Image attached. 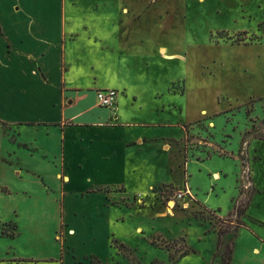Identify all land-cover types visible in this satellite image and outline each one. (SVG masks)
Here are the masks:
<instances>
[{"label":"rangeland","instance_id":"1","mask_svg":"<svg viewBox=\"0 0 264 264\" xmlns=\"http://www.w3.org/2000/svg\"><path fill=\"white\" fill-rule=\"evenodd\" d=\"M7 3L0 0V10L8 11ZM32 5L26 1L22 9L32 11ZM70 7L99 20L121 18L135 56L124 62L122 70L133 76L124 81L141 97L143 120L168 122L149 130L170 137L165 149L156 142L140 153V170L107 178L119 184L109 187L111 201L124 204L112 209L111 222L97 218V244L75 242L72 264H91L83 259L90 254L103 259L92 256L94 264H218V231L229 218L246 225L234 239L231 264H264V0H66ZM83 39L72 68L69 56L64 60L67 82L106 84L98 77L100 46ZM146 50L150 66L142 58ZM39 181L23 180L30 188L27 204L15 200L19 179L0 182V258H60L53 233L61 219L59 195L41 189ZM184 190V198L173 200ZM36 202L44 210L35 209ZM86 208L75 202L72 214L82 218ZM37 218L44 240L28 233ZM12 220L19 225L15 238L1 233L14 232L7 224ZM110 236L118 240L113 247ZM231 238L224 234L222 247Z\"/></svg>","mask_w":264,"mask_h":264},{"label":"crops","instance_id":"2","mask_svg":"<svg viewBox=\"0 0 264 264\" xmlns=\"http://www.w3.org/2000/svg\"><path fill=\"white\" fill-rule=\"evenodd\" d=\"M7 1L8 11L0 10V182L19 179L21 185L14 189L18 203L27 204L30 188L23 180L30 176L41 179L40 188L47 193H58L61 219L52 228L61 244V255L34 258L10 254L11 258H0V264H72L75 242L97 244L92 231L97 218L104 215L107 223L111 222L112 209L124 204L111 201L109 187L119 184L112 185L107 178L125 173L126 168L140 170L136 159L149 145L160 142L164 149L169 146L166 142L170 137L164 132L149 130L162 129L168 122L143 120V104L137 105L141 97L124 81L133 78L131 72L122 70L124 62L135 56L133 46L125 41L127 32L120 25L121 18L99 20L75 14L72 7L66 9V0ZM26 1L34 4V10L22 9ZM82 37L92 46H100L103 54L98 77L106 84L94 82V87H83L67 82L64 60L69 56L72 68V55L79 52ZM149 52L146 50L142 58L150 66ZM163 54L169 55L166 51ZM98 88L117 90L113 108L98 105ZM87 96L91 102H86ZM127 152L133 157L126 159ZM215 177L220 174L215 173ZM75 202L80 208L89 206L82 218L72 214ZM32 205L44 210L38 202ZM40 221L35 219L28 233L44 240L47 234L40 233ZM9 223L15 227L12 238L18 237V223ZM117 241L108 238L111 247ZM92 256L101 259L96 254L83 259L94 264Z\"/></svg>","mask_w":264,"mask_h":264},{"label":"trees","instance_id":"3","mask_svg":"<svg viewBox=\"0 0 264 264\" xmlns=\"http://www.w3.org/2000/svg\"><path fill=\"white\" fill-rule=\"evenodd\" d=\"M0 31H1V29H0ZM174 207H175V205H174ZM139 208H143V207L140 205ZM243 212H244L243 210H240L239 215H241ZM196 216H198V215H196ZM226 222L228 223V225L225 228H221L218 231V234H219L218 235L219 236L218 244H217L218 251L214 253V259L218 261V264H231L233 252H234V245H235L234 239L238 236L239 229L246 227V225L243 222H241L240 220H236L234 222L233 218L226 219ZM7 224L11 225L12 228H14V230H15V227L11 223H7ZM1 233H2V235L11 236V237H14V235H15V231L14 232H6V230L2 229V228H1ZM224 234H229L232 236V238H231L230 242H228L224 247H222V244H223L222 236ZM166 247H167V249H170L169 246H166ZM187 253H188L187 251L186 252L184 251V253H182L181 256H183ZM171 258L174 259L175 257L172 255Z\"/></svg>","mask_w":264,"mask_h":264},{"label":"built area","instance_id":"4","mask_svg":"<svg viewBox=\"0 0 264 264\" xmlns=\"http://www.w3.org/2000/svg\"><path fill=\"white\" fill-rule=\"evenodd\" d=\"M117 94L118 92L116 89H112V88L97 89L96 98H97L98 105L102 107L113 108L116 105ZM188 192L189 190L177 192L175 196L173 197V200L174 199L179 200V199L184 198V196H186ZM173 203H175V201H173Z\"/></svg>","mask_w":264,"mask_h":264},{"label":"bare ground","instance_id":"5","mask_svg":"<svg viewBox=\"0 0 264 264\" xmlns=\"http://www.w3.org/2000/svg\"><path fill=\"white\" fill-rule=\"evenodd\" d=\"M164 53H165V52H164ZM164 56H165L166 58H169V55L164 54ZM171 213H173V212H171Z\"/></svg>","mask_w":264,"mask_h":264}]
</instances>
